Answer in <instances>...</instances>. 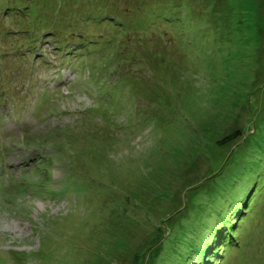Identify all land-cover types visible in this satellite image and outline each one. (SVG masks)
<instances>
[{"label":"rangeland","instance_id":"374dc122","mask_svg":"<svg viewBox=\"0 0 264 264\" xmlns=\"http://www.w3.org/2000/svg\"><path fill=\"white\" fill-rule=\"evenodd\" d=\"M81 1L0 0V264H264L259 198L234 233L214 217L264 189V0H190L114 46Z\"/></svg>","mask_w":264,"mask_h":264},{"label":"trees","instance_id":"16d2710c","mask_svg":"<svg viewBox=\"0 0 264 264\" xmlns=\"http://www.w3.org/2000/svg\"><path fill=\"white\" fill-rule=\"evenodd\" d=\"M76 1H78V3L80 4L82 3L81 0H76ZM99 1L101 0H98V4H97L98 9L104 8L105 11L103 14L107 20L106 22H108L110 26L112 24V27H109V28L106 27V30H104L103 32L98 33L97 35H92L88 38L94 41L95 39H98L99 41H103L106 45H109V46H114L116 44L126 45L125 41L129 40V37H127V34L130 31H136L135 33H133V36H135L134 37L135 40L136 38L140 39L138 31L147 30L148 25L153 24L154 21L162 22L163 19H167L169 18V16H172L176 19H180L182 17L189 18L188 6H189L190 0H133L131 1V3H134L133 6L130 5V3L128 2L127 6H123L125 9L120 7L119 10L117 9V5H113V4L110 5L109 1L107 0H105V2H102L101 4L99 3ZM191 1H196V0H191ZM107 3L109 5L104 6ZM123 10L126 11V16L122 14ZM114 16L120 19L119 21L120 23H112ZM149 16H150V19H152V21L151 20L148 21ZM68 17L69 15L61 16L62 26H59V30L63 32L64 35H66L68 32L67 35H70V37H74V38L77 37L76 40L78 41L79 40L86 41L85 37L87 35L85 34V32L75 30V27L81 28L83 25H76V26L74 25L72 26L73 27L72 29H69L70 22L68 20ZM87 25H90V23ZM51 26L53 27L54 24L52 23ZM163 28H165V26ZM165 29L168 30L167 28ZM172 30H174L176 34L180 32V30L177 32V29H172ZM75 32H81V34L77 35L75 34ZM0 33L3 36V32L1 30H0ZM118 33H124V36H125L124 39L122 37L119 38ZM165 34H166V31L164 32V35ZM244 36L246 37V35ZM246 40H247V37H246ZM135 43H137V41H135ZM119 48L120 46H118V49L116 47V50L114 51L115 54L116 52H120ZM235 139L236 137L232 133L230 135H227L224 140L226 142H229ZM221 142H223V140H221ZM261 174L258 173L259 176H258V179L255 181L256 184H252L253 182L252 176L255 175V173L249 176L248 178L244 179V181L246 182V185L251 184L249 186V190L251 192L250 197L244 196L243 198V196H241L240 192L237 190V189H243V191H245L244 186H242L243 185L242 182H240V179L236 185L237 191L235 193H232L235 190V185H234L235 181L232 183V186H231L232 190L229 191V196L227 195V199L229 202L226 199H223L222 202H220L221 206L226 205V206H229V208H226L225 206V208L223 209H218V214L214 216L218 220V222L223 221V225L221 226H224V229L226 227L230 232L232 233L235 232L234 227H236V225L234 224V222L236 221V219L241 220L242 214L250 210L248 208L249 205L245 207L250 198H256V197L259 198L257 199V202L260 204L259 206L260 211L257 212V214H258V218L264 219V199H261V196H263L264 194V189H259V187L257 186L258 183H261L259 182V180H262ZM253 207H255V203ZM239 208L240 209L242 208L241 210H243V212L237 214ZM252 213L255 214L256 212L254 211ZM230 224H234L235 226L231 229ZM226 232L227 230H225V233ZM225 233H223L222 238H221V233L215 236V238H217L218 240H221V239L226 240L227 238L225 237ZM228 239L230 240V237ZM215 251H217V249L214 250V252ZM222 253H223V249L221 250V254ZM219 261H222L221 256H219V258L217 255H213L212 257H209L208 252L201 259L202 264H218L217 262ZM254 262L256 261L254 260ZM240 263H242V261H239L237 264H240Z\"/></svg>","mask_w":264,"mask_h":264},{"label":"bare ground","instance_id":"6f19581e","mask_svg":"<svg viewBox=\"0 0 264 264\" xmlns=\"http://www.w3.org/2000/svg\"><path fill=\"white\" fill-rule=\"evenodd\" d=\"M93 19L96 20V18H93ZM97 19H98V18H97ZM98 21H99V20H98ZM98 21H97V22H98ZM106 21H107V20H106ZM85 54H86V53H85ZM67 55H68V54H67ZM38 56H39V55H38Z\"/></svg>","mask_w":264,"mask_h":264}]
</instances>
